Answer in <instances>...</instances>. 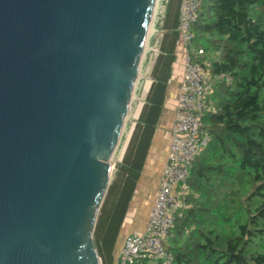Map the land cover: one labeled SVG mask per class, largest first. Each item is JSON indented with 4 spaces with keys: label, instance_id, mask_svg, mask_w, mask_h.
<instances>
[{
    "label": "water",
    "instance_id": "95a60500",
    "mask_svg": "<svg viewBox=\"0 0 264 264\" xmlns=\"http://www.w3.org/2000/svg\"><path fill=\"white\" fill-rule=\"evenodd\" d=\"M157 1L0 0V264H102L94 230Z\"/></svg>",
    "mask_w": 264,
    "mask_h": 264
},
{
    "label": "trees",
    "instance_id": "16d2710c",
    "mask_svg": "<svg viewBox=\"0 0 264 264\" xmlns=\"http://www.w3.org/2000/svg\"><path fill=\"white\" fill-rule=\"evenodd\" d=\"M180 5L167 1L152 83L98 215L94 243L102 264L115 262L161 119L180 39ZM193 31V46L204 52L197 60L208 64L212 77L231 81L217 82L208 99L212 108L203 122L211 139L193 160L186 207L175 215L167 246L180 264H264V0H203ZM214 53L217 59L205 62Z\"/></svg>",
    "mask_w": 264,
    "mask_h": 264
},
{
    "label": "built area",
    "instance_id": "2783aa9c",
    "mask_svg": "<svg viewBox=\"0 0 264 264\" xmlns=\"http://www.w3.org/2000/svg\"><path fill=\"white\" fill-rule=\"evenodd\" d=\"M203 0H181L180 40L185 46V65L177 103L176 120L167 164L149 212L143 232H133L123 242L118 264H180L167 246L177 212L184 209L183 197L188 194L187 180L194 158L208 145L211 137L205 129L203 117L212 108L209 97L217 82H230L226 75L212 77L208 64L198 61L203 49H195L193 27ZM158 53V48L154 49ZM195 56V60L192 56Z\"/></svg>",
    "mask_w": 264,
    "mask_h": 264
},
{
    "label": "crops",
    "instance_id": "0c3cea01",
    "mask_svg": "<svg viewBox=\"0 0 264 264\" xmlns=\"http://www.w3.org/2000/svg\"><path fill=\"white\" fill-rule=\"evenodd\" d=\"M162 25H163V21H162ZM155 32L156 31H153L148 38V44H147L148 46L146 47L145 54L150 50V47H149L150 38L153 36V33ZM161 37L162 35L160 36L159 42H158V52H159V43H160ZM153 42H155V39ZM185 51H186L185 46L182 43V41L179 39L177 49H176V60L172 66V75H171L168 89H167L164 109L162 111L161 119L159 121L158 127L156 129V132H155L152 144H151L150 151L148 153L147 161L143 169L142 176L136 188L134 197L131 201L132 203L131 205L133 206L130 207V209L128 210V213L122 225L120 234L118 236V240H117L116 247L114 250V258H115L114 264H118L117 261H118L119 255L121 254L123 242L126 236L133 232H143L147 226L149 212L154 204L155 198L153 199L150 205L146 204L144 206V198L146 196V182L148 180H152L153 182L155 181L159 188L160 181L163 176V171L167 164L168 153H169V149H170L171 142H172V127L175 122V114L177 110L178 97L180 94L182 79H183V74H184ZM157 55L158 53L156 54V57ZM154 62L155 60L152 59L151 62L149 61L148 63H146L145 67L143 65L142 67L143 69L141 70V72H143V76L141 79L143 82H147L149 87H147L145 90H143L142 88L143 91L141 92V94L138 95L137 91L140 86L139 85L140 79L136 85L134 96L136 99L139 98L140 100H142V102L139 104L138 113L141 112L145 104L146 96H147V93L152 83L151 72L153 69ZM147 79H149L150 81L148 82ZM138 113H137V116H138ZM157 191L153 190V192H156V193ZM156 193H152V194L156 196Z\"/></svg>",
    "mask_w": 264,
    "mask_h": 264
},
{
    "label": "rangeland",
    "instance_id": "374dc122",
    "mask_svg": "<svg viewBox=\"0 0 264 264\" xmlns=\"http://www.w3.org/2000/svg\"><path fill=\"white\" fill-rule=\"evenodd\" d=\"M167 1L168 0H158V3L156 4V6H157L156 11L157 12H156V14L154 13L155 16L153 18L152 25H151L152 30H151L149 36L151 35V33L153 31H156V32L153 33V36L150 38V43H149L150 44L149 45L150 50L144 55V57L142 59L141 70L143 69L142 68L143 65L145 67L146 63H148L149 61L151 62L152 59L155 60L156 53H155L154 49L158 48L159 38L163 34L162 21L164 18ZM154 39H155V42H153ZM218 56H219L218 53L208 55L206 62L207 63H208V61L210 62V59H217ZM142 76H143V72H140V77H139V79H140L139 85L140 86H139V89L137 91L138 95L141 94V92L148 87V83L142 81V79H141ZM147 80H148V82L150 81L149 79H147ZM142 88H143V90H142ZM141 102H142V100H140L139 98L136 99L135 96L133 97L132 104L130 106L128 118H127L125 126H124L122 138H121L117 153H116L115 157L113 158V160L111 161L112 166L114 167L113 171L116 170L117 164L120 163L122 160L121 157H122V154L124 152L127 140L129 139L130 132H131L132 128L134 127L136 121L138 120L136 117H137V113H138L139 104ZM176 114H177V110H176ZM176 114H175V120H176ZM173 126H174V124H173ZM172 129H173V127H172ZM157 188H158V185L155 181L153 182L152 180H148L146 182V196L144 198V206L146 204L150 205L152 203L153 199L156 197L152 193H156V192H153V190L157 191L158 190ZM131 204L132 203H130V205ZM132 206L133 205H131L130 207H132ZM130 207H129V209H130Z\"/></svg>",
    "mask_w": 264,
    "mask_h": 264
},
{
    "label": "bare ground",
    "instance_id": "6f19581e",
    "mask_svg": "<svg viewBox=\"0 0 264 264\" xmlns=\"http://www.w3.org/2000/svg\"><path fill=\"white\" fill-rule=\"evenodd\" d=\"M157 3H158V1H157ZM156 8H157V6H156ZM156 9H155V14H156ZM155 14H154V16H155ZM152 25V24H151ZM151 30H152V28H151V26H150V30H149V34H150V32H151ZM140 72H141V70H140ZM139 77H140V73H139V76H138V80H139ZM138 80H137V82H138ZM137 85V84H136ZM130 110V109H129ZM127 118H128V116H127ZM127 120V119H126ZM126 123V122H125ZM125 126V125H124ZM119 144H120V142H119ZM119 144H118V147H119ZM118 147H117V149L114 151V154H113V156H112V159H111V161L113 160V158L115 157V155H116V153H117V150H118Z\"/></svg>",
    "mask_w": 264,
    "mask_h": 264
}]
</instances>
